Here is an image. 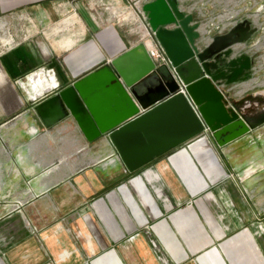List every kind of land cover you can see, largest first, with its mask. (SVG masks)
<instances>
[{"label": "crops", "instance_id": "1", "mask_svg": "<svg viewBox=\"0 0 264 264\" xmlns=\"http://www.w3.org/2000/svg\"><path fill=\"white\" fill-rule=\"evenodd\" d=\"M180 1L185 15L191 14L193 21L201 24L204 45L217 35L220 22H228L236 16L235 7L243 2L251 3V0ZM144 2L0 0V264H52L51 259L55 264H84L86 258H94L100 248L90 235L97 224L86 227V232L99 250L90 253L79 239L82 254L62 222L68 219V227L76 233L85 226L86 216L93 214L89 212L92 203L93 209L104 215V219L100 218L104 226L111 230L112 222L117 223L113 212L120 218L109 199L113 193L127 211L128 217L124 221L120 218L124 230H135L117 189L129 195L130 190L127 193L122 189L124 186L129 189L126 182L130 178L131 186L137 178L143 181L138 176L141 171L129 172L105 136L88 141L71 116L46 127L35 107L141 42L149 51L155 41L145 26L141 11ZM218 11L222 17H216ZM11 23L23 25L17 30L11 29ZM250 44L248 42L247 47ZM49 69L54 71L60 89L47 87V82H43L46 72L39 76L43 86L32 87L30 80L36 78L33 73ZM240 85L235 94L245 90L246 87ZM153 86L151 81L140 84L135 88L136 95L152 93L157 88ZM170 132L166 129L162 137L160 133L162 143L172 141L170 137L174 136H170ZM197 138L141 167L146 170L143 174L152 171L159 175L152 181L146 179V184L155 188V199L151 196L159 209L158 216L167 215L169 224L184 243L179 246L178 242H167V250L172 252L169 259L174 264H264V242H253L239 223V216H245L244 223L264 221V125L223 146L217 145L214 151L209 148L216 154L223 175L205 167L204 154L194 151L201 146L195 144ZM187 148L195 153L194 159L191 156L192 163L208 184L196 194L191 192V188L197 187L192 178L183 177L171 162L183 149L188 152ZM163 162L184 190V200L176 197L161 174L159 166ZM248 171L250 173L246 174ZM209 194L213 199L208 202ZM188 211L196 215L210 242L199 236L190 247L191 242L178 232L171 216L180 212L186 215ZM34 231H39L41 242L33 235ZM244 231L248 242H229ZM256 233L264 236V229ZM117 235H123L120 228ZM58 236L62 242H57ZM161 237L171 239L173 234L163 233ZM63 249L69 255L62 257ZM121 250L124 264H130L128 258L133 261L130 250L141 264H149L148 258L161 264L142 235L135 236L133 242H124Z\"/></svg>", "mask_w": 264, "mask_h": 264}, {"label": "water", "instance_id": "2", "mask_svg": "<svg viewBox=\"0 0 264 264\" xmlns=\"http://www.w3.org/2000/svg\"><path fill=\"white\" fill-rule=\"evenodd\" d=\"M180 5L145 0L141 7L169 67H156L141 42L39 103L35 112L45 126L71 116L88 141L108 138L133 172L199 133L223 146L263 125L264 94L234 102L231 88L223 89L252 71L251 57L236 51L257 28L245 20L204 45L201 24ZM149 81L156 90L138 97L135 88ZM166 129L174 137L164 144Z\"/></svg>", "mask_w": 264, "mask_h": 264}, {"label": "rangeland", "instance_id": "3", "mask_svg": "<svg viewBox=\"0 0 264 264\" xmlns=\"http://www.w3.org/2000/svg\"><path fill=\"white\" fill-rule=\"evenodd\" d=\"M250 2L251 3L249 5H247L246 2H243V3H241V5L239 7L238 6L235 7L236 8L235 11H237V13H236V16L234 19H236V18L242 19L244 17H247V18L250 17L258 24V26L260 28V31L249 42V43H251L250 44L251 47L248 45L246 51H244L245 53L247 52V54L249 56L251 55L254 59L253 66H252L251 78H249L248 80H246L242 83L223 86V89H225V90H229V88H231L229 97L233 96L234 98H239L238 100L244 99L248 96H254L256 94H261V95L264 94V0H251ZM141 11H142V9H141ZM219 11L221 12V10H219ZM219 11L216 12V17H222L223 16V14H220ZM142 13L144 14V18L146 21L145 26L148 29L149 25H148L147 15L143 11H142ZM10 25H11V29L19 30L22 28L23 24L11 23ZM226 27H227V22H225V21L220 22L219 29H222L224 31L226 29ZM6 29L8 30L7 26H6ZM219 29H218V27L216 28L217 34H219L218 33ZM7 30L5 32H7ZM254 48H256V49L254 50ZM244 52H242V53H244ZM239 54H241V53H239ZM39 76L36 78L39 79ZM36 78L34 79L35 81H33L31 83V84H33V87L36 84ZM38 79H37V81H38ZM239 84H241L240 87H243V88L246 87V88L240 94H235L237 88L239 87L238 86ZM53 87H55V85H53ZM53 87H51L50 89H52ZM55 90H58V89H55ZM238 100H236V101H238ZM263 125H261V126H263ZM197 136H198V138L195 141V144H201V146L194 149V151L200 152L201 154L202 153L204 154V156L207 160V163L205 164V167H208L207 169L213 168L215 172L218 171L220 174L223 175L224 172L222 171L219 163L217 162L218 160H217L216 154H214L209 149V148H211L213 151L215 149H217V145H218L217 141L214 140L212 137H209V136L207 138L205 133H199L198 135H196V137ZM203 140H205L206 142ZM187 149L191 155L185 149H183V151H181L179 154H177L176 156L171 158V162L177 168V170L180 172V174L183 177L190 176L192 178L193 182L197 185V187L191 188V192H192V194H196L198 191L204 190L208 186V184L204 180V178L199 174L197 168L192 163L191 156L194 159L196 157L194 155L195 153L191 152V150L189 148H187ZM141 169L142 168L137 169L135 171L136 172L141 171V172H139V173L137 172V173H138V176H140L143 179V181H145L146 179L148 181H152L153 179L159 178V175H157L155 172L148 171L146 174H143L146 172V170H144V168H143V170H141ZM201 169L203 171L202 167H201ZM159 170H160L161 174L165 176V179H167L168 184L170 185L171 189L174 191L176 197L180 201L184 200L186 198L185 192L182 189V187L175 181L172 174L169 172L166 163L163 162L159 166ZM135 171H133V173H135ZM250 171H248L246 174H249ZM203 172H205L204 174L207 175V178L209 179V181L212 182V180L208 176L209 174H207L206 171H203ZM225 174H226V172H225ZM130 180H131V178L126 182V183H128L129 189L125 186L122 189L124 192H127V193L130 190L129 195L126 193L124 195L120 190L121 188H118L117 191L120 193L121 199H122L124 205H126L128 213L130 214V217L132 218V222L135 226V230L133 232H126L124 230V225H123L122 221L120 220V218L124 221L128 217L127 211L124 208L121 200L118 198V196L115 193L109 195V199L113 205V208L118 213L120 218L113 212V215H114L115 219L117 220V223L112 222L111 230H108L106 228V226H104V223L101 220V219H104V215L102 213L98 214V212H96L93 209L92 203L89 206V212H92L94 215L93 214L87 215L86 216V223L84 224L85 226H83V228L81 227V229L77 230L76 233L73 230H70V228L68 227L69 222H70L68 219L66 221L62 222V225L67 227L66 228L67 233L71 235L73 242L78 243L77 248H78L79 252L81 251V253L84 254V252L82 251L83 246L81 245V243H79V239L82 242V244L88 248L90 253H92V251H98L99 250L98 247L100 248V250L98 252H96L94 258H90V260L88 258H86V262L84 264H92L93 259H96L93 262V264H124V262H123L124 254L121 250V246L123 245L124 242H133V238L135 236H137L138 234L142 235L144 237L146 243L152 249L155 257L157 258V260L161 264H174L169 259L170 254L172 252H168L167 242H178L180 244L179 246H181V245L183 246L184 243L182 242L180 237L178 235H176V232L174 231V228L172 227V225L169 224V222L167 220V215L158 216V215H160L159 209L156 206V203L154 201V199H155V196H154L155 195L154 194L155 188L151 187L149 184H146V181L144 184V182L138 178L132 181V186H133V188H132L131 184H129ZM158 182L160 184H162L161 180H159ZM157 193L160 194L159 192H157ZM151 195L154 197V199ZM125 196H127L126 201H125ZM212 199H213L212 195L209 194L206 196V200L208 202L211 201ZM162 200H164V199H162ZM157 201H159L161 203L165 202V200L161 201V199L160 200L157 199ZM108 206L111 209L110 205H108ZM182 207H183V205L180 206V208H182ZM107 214L109 215L108 212H107ZM244 217L245 216H239V218H240L239 223L243 225L242 230H244V229L247 230V232L250 235V238L252 239L253 242H264V236L259 235V233H256V231L260 230V228L264 229V224L262 223L264 221H261V222L257 221L256 222V221L252 220L248 223H244L243 222ZM76 218L77 217H72V219H76ZM171 220H172L173 224L175 225L176 229L178 230V232L182 235L183 239L191 242L189 245L190 247H193L196 244L199 236L205 237L207 239V242H210V240L208 239V235L205 232L204 228L198 222L196 215L191 213V211H188V213L186 215H184V213H182V212H180V214L172 215ZM161 222H165V224L164 225L160 224ZM93 224H97V227L95 228V230L93 232H91V229L89 230V232H91L90 238L92 236V238L95 240L98 247L94 244V242H92L90 240V238L86 232L87 231L86 227L89 229L88 226H93ZM259 226H260V228H259ZM119 228L123 231V235H121L122 237L120 235L116 236V233L119 231ZM242 230H240V231H242ZM35 231H34L33 235L36 237L38 242H41V238L38 234L39 231H37V232H35ZM168 232H171L173 234V237H171V239L161 237V235L163 233L167 234ZM260 234H263V233H260ZM245 236H247L246 231L241 232L235 238L230 239L229 242H248L247 241L248 238L245 239L244 238ZM194 237H196V241H194ZM60 238L61 237H59V236L56 237L57 242L61 241ZM215 241L221 242V240H215ZM141 242H144V241L142 240ZM123 248H127V246H124ZM133 249H134V251H136L135 247ZM170 250H172L171 247H170ZM136 254L139 257V259L141 260V256H140L138 250L136 251ZM67 255H69V253L63 249L61 251V256L65 257ZM130 255L133 258V261H131V259L128 258L130 264H141L138 261V259L135 257L132 250H130ZM147 255H149V254H147ZM120 258H121L122 263L120 262ZM166 260H168V261H166ZM146 261H148L149 264H156V263H154L152 258H150V259L148 258ZM51 263L52 264L54 263V261L52 259H51Z\"/></svg>", "mask_w": 264, "mask_h": 264}, {"label": "built area", "instance_id": "4", "mask_svg": "<svg viewBox=\"0 0 264 264\" xmlns=\"http://www.w3.org/2000/svg\"><path fill=\"white\" fill-rule=\"evenodd\" d=\"M234 18L235 17H233L232 20H229L227 22L226 29L229 27L230 24L233 23V21H235L236 19H238V18H236V19H234ZM218 29H219V27H218ZM222 32H223V30L222 29H219L218 33L221 34ZM246 49H247V43L245 45L239 46L238 49H237V51H236L237 52V55H239V53H242V52L246 51ZM148 54L151 57V59L153 60V62L156 65V67H159V66H168L169 67V65H170L169 64V60H168V58L166 56V53H165L163 47L161 45H159V43L155 42L154 45H151V47L149 48ZM42 72H45V71L44 70H42V71L41 70H38L37 72H34L33 74L36 77H38L40 75V73H42ZM46 77L49 78V81H53V79H51V77L52 78L54 77V71L52 69L46 70ZM32 79H31V82H32ZM43 80H44V83H45L46 78L44 77ZM53 89L54 90L55 89H59V84L58 83H55V87H53Z\"/></svg>", "mask_w": 264, "mask_h": 264}, {"label": "flooded vegetation", "instance_id": "5", "mask_svg": "<svg viewBox=\"0 0 264 264\" xmlns=\"http://www.w3.org/2000/svg\"><path fill=\"white\" fill-rule=\"evenodd\" d=\"M245 20H248V21H250L251 23H250V28L252 29V28H257V31H255L252 35H251V37H250V39L247 41V42H250V40L260 31V28H259V26H258V24L252 19V18H250V17H244V18H242V19H236L235 21H233V23L232 24H230L229 25V27L226 29V30H224L221 34H226V33H228L231 29H233V28H235V27H237V26H239V24L240 23H242V22H244ZM217 35H219V34H217ZM216 35V36H217ZM256 48H254V50H255ZM251 56V55H250ZM253 61H254V59H253V57L251 56V67L253 66ZM219 67H220V65H219ZM164 73V75L165 76H167V74L165 73V72H163ZM251 74H252V71L249 73V75L247 76V79L246 80H248L249 78H251ZM230 98H233V101L234 102H236V100H238L239 98H234L233 96L232 97H230ZM255 105H257V103H254ZM260 105V104H259ZM242 111H244L243 109H242Z\"/></svg>", "mask_w": 264, "mask_h": 264}, {"label": "bare ground", "instance_id": "6", "mask_svg": "<svg viewBox=\"0 0 264 264\" xmlns=\"http://www.w3.org/2000/svg\"><path fill=\"white\" fill-rule=\"evenodd\" d=\"M146 50H147V48H146ZM147 52H148V50H147ZM149 57H150V56H149ZM150 58H151V57H150ZM42 77H43V76H42ZM45 78H46V82H47V87L51 88V87H53V85H55L56 80H55L54 77H53V78L51 77V79H53V81H49V78H48V77H45ZM36 79H38V78H36ZM39 80H40V79H38V81H36V84H35V83H34V84H35L36 86L38 85V86L40 87L42 84H44V83H43L44 81H43V82H42V81L39 82ZM30 81H31V80H30ZM33 81H35V80L32 79V82H33ZM37 82H39L40 85H39ZM29 83H30V82H29ZM30 84H31V83H30ZM42 86H43V85H42ZM32 87H33V86H32ZM49 88H47V89H49ZM42 91H43V90H42ZM261 96H263V95H261ZM194 241H196V237H194Z\"/></svg>", "mask_w": 264, "mask_h": 264}]
</instances>
